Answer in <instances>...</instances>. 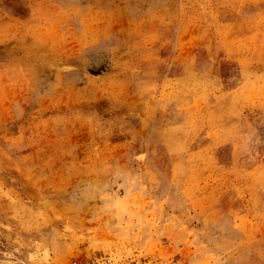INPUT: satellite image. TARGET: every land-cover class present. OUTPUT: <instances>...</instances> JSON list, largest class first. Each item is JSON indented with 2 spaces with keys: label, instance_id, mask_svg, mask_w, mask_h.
Returning <instances> with one entry per match:
<instances>
[{
  "label": "rangeland",
  "instance_id": "374dc122",
  "mask_svg": "<svg viewBox=\"0 0 264 264\" xmlns=\"http://www.w3.org/2000/svg\"><path fill=\"white\" fill-rule=\"evenodd\" d=\"M0 264H264V0H0Z\"/></svg>",
  "mask_w": 264,
  "mask_h": 264
}]
</instances>
